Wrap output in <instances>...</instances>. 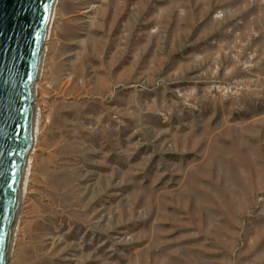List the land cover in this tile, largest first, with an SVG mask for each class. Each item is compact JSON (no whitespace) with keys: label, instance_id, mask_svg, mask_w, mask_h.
<instances>
[{"label":"rangeland","instance_id":"1","mask_svg":"<svg viewBox=\"0 0 264 264\" xmlns=\"http://www.w3.org/2000/svg\"><path fill=\"white\" fill-rule=\"evenodd\" d=\"M58 9L15 264H264V0Z\"/></svg>","mask_w":264,"mask_h":264},{"label":"water","instance_id":"2","mask_svg":"<svg viewBox=\"0 0 264 264\" xmlns=\"http://www.w3.org/2000/svg\"><path fill=\"white\" fill-rule=\"evenodd\" d=\"M55 0H0V264H7Z\"/></svg>","mask_w":264,"mask_h":264},{"label":"bare ground","instance_id":"3","mask_svg":"<svg viewBox=\"0 0 264 264\" xmlns=\"http://www.w3.org/2000/svg\"><path fill=\"white\" fill-rule=\"evenodd\" d=\"M60 0H55L52 8V13L47 28L46 37L43 44V53L41 58V64L39 68L38 77L35 81V116L33 129L31 134V143L28 149V154L23 170V178L21 182V191L19 195V202L17 213L15 217L14 230L12 235V241L10 244V251L7 264H15L18 256V247L23 241V235L29 219L31 218V202L30 196L33 193V188L37 178V166L38 159L41 152V140L43 131L46 126L45 120V109L44 104L46 97L44 95L45 90V79L47 75V65L50 60L51 44L54 36V28L57 20L59 19L58 4ZM54 33V34H53ZM9 262V263H8Z\"/></svg>","mask_w":264,"mask_h":264}]
</instances>
